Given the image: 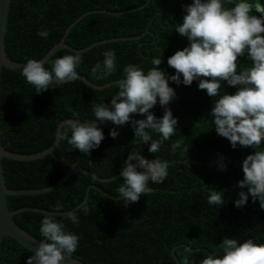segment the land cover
I'll return each instance as SVG.
<instances>
[{
    "label": "trees",
    "instance_id": "obj_1",
    "mask_svg": "<svg viewBox=\"0 0 264 264\" xmlns=\"http://www.w3.org/2000/svg\"><path fill=\"white\" fill-rule=\"evenodd\" d=\"M189 3L191 0H11L5 50L15 61L40 59L61 39L68 25L86 12L65 35V43L70 46L83 48L116 37L138 38L104 42L81 53L60 48L43 63L50 69L57 57L78 53L82 58L76 69L78 74L97 85L114 82L101 89L91 88L77 78L36 93L21 71L2 68L1 144L16 153L38 152L53 143L57 124L72 119L74 112L80 120L94 119L93 105L108 103L116 94L118 82L115 81L123 78V69L128 64H137L146 71L153 66L152 59L161 55L158 67L166 75L173 74L175 69L166 61L188 43L174 28L184 14L183 5ZM259 3L264 6V0ZM42 28L49 32L47 38L37 35ZM107 49L115 50V71L108 75L93 73L92 67L103 61L102 53ZM237 63L240 71L251 62L238 57ZM169 84L176 92L168 107L177 118V130L157 153H149L147 145L133 142L129 124L120 126L119 135L113 139L109 129L116 126L107 121L98 124L104 139L88 155L73 149L67 139L60 137L53 154L33 160L2 158L8 188L29 189L52 185L74 167H82L99 177H110L119 173L128 152L141 151L146 158H160L169 163L164 181L149 183L152 191L124 206L123 201L116 199L121 177L99 181L74 172L47 192L8 195L9 209L76 210L79 217L76 224L66 219L67 213L50 215L80 237L71 256L87 264H182L185 255L190 264H199L205 255L216 250L224 237H235L238 242L248 238L264 242V209L259 207V202L249 198L242 207L233 205L240 190L237 181L243 178L241 162L253 149L239 145L232 148L226 138L212 129L208 113L218 97H209L205 90L198 89L197 81L190 86ZM224 89L229 93L236 90L226 84ZM224 89L221 88L220 95ZM150 111L157 117L163 115L158 103ZM65 131L64 125L61 136ZM153 138H159V134L153 133ZM176 141L179 146L173 151L171 145ZM219 157L224 158V170L217 167ZM211 188L223 193L225 203L218 208L207 203ZM44 214L22 210L13 220L34 237L43 239L39 223ZM31 254L14 239L2 238L0 264H25Z\"/></svg>",
    "mask_w": 264,
    "mask_h": 264
},
{
    "label": "clouds",
    "instance_id": "obj_2",
    "mask_svg": "<svg viewBox=\"0 0 264 264\" xmlns=\"http://www.w3.org/2000/svg\"><path fill=\"white\" fill-rule=\"evenodd\" d=\"M183 13L174 31L186 37L188 43L166 61L175 69L174 73L166 75L158 67L161 55L152 59L153 66L146 71L137 64H128L118 81L116 94L108 103L93 105L94 119L80 120L74 112L73 118L65 122L66 131L61 138L88 155L104 139L97 121L107 120L116 126L109 129L113 139L119 135L118 128L129 122L133 142L147 145L149 153H157L177 130V118L168 107L176 92L169 82L190 86L197 81L198 89L205 90L209 97H218L208 113L215 133L226 138L232 148L239 145L253 149L241 162L243 178L237 181L240 190L233 205L242 207L251 198L264 209V6L259 0H191L183 5ZM37 35L47 38L49 32L42 28ZM102 55L103 61H97L91 71L108 75L116 69V53L107 49ZM238 57L249 60L250 66L238 71ZM81 59L78 53L65 54L52 61L50 69L39 60L26 59L21 75L40 93L50 85L76 80ZM225 84L236 90L229 93ZM157 103L163 109L159 117L150 111ZM153 133L159 134V138H153ZM178 146L176 141L171 148L175 151ZM168 167L167 160L146 158L141 151L128 152L119 169L122 182L116 190V199L123 201L124 206L139 201L142 194L152 191L150 182L164 181ZM217 167L225 169L223 157L218 158ZM207 203L217 208L224 204L222 191L211 188ZM66 219L78 223L77 211L67 213ZM39 233L43 239L34 251L30 250L32 254L26 257L25 264H63L78 247L80 237L53 215L42 216ZM182 264H190L186 255ZM199 264H264V242L252 238L238 242L235 237H224Z\"/></svg>",
    "mask_w": 264,
    "mask_h": 264
},
{
    "label": "water",
    "instance_id": "obj_3",
    "mask_svg": "<svg viewBox=\"0 0 264 264\" xmlns=\"http://www.w3.org/2000/svg\"><path fill=\"white\" fill-rule=\"evenodd\" d=\"M10 1L11 0H0V78H1L2 68L22 71V67L25 63V62H19V61L12 60L11 58L8 57L6 50H5V34L7 30V16H8V11H9ZM87 13L88 12L84 14H87ZM84 14L77 17L75 21H73L72 23L68 25L61 39L56 44H54L40 59H38L39 61H41L42 63H45L60 48H67L73 52L81 53L91 48L92 46H95V45H98L104 42L124 40V39H130V38H138L137 36L116 37V38L92 42L91 44L83 48H74L70 46L69 44L65 43V35L69 31V29L74 25V23L80 20L84 16ZM78 79H81L89 87L95 88V89H101L105 86H109L112 83H114V82H109L106 84L97 85V84L90 82L88 79H86L83 75H80V74H78ZM118 81L119 80L115 82H118ZM67 120H70V119L68 118L63 119L57 124L53 143L49 147L41 151H38V152H34L30 154L12 152L10 150H7L1 144V141H0V243L4 236H8L14 239L15 241H17L19 244H21L23 247H25L29 251L30 250L34 251L36 247L38 246V243L41 239L34 237L32 234H30L29 232L21 228L18 224H16V222L13 220V216L22 210H33V211H38V212L45 213V214H62V213L64 214V213H68L71 211L69 210L66 212H57V211L53 212V211H49V210L38 208V207H20V208L11 210L8 207V202H7L8 195L38 194V193L47 192L61 185L74 172L84 173L92 177L93 179L99 180V181H108V180L114 179L119 176V173H117L110 177H99L93 172L86 170L82 167H74V168L68 169L62 175V177L52 185H48V186L40 187V188H29V189L8 188L5 182L4 174H3L2 158H8V159H14V160H33V159H38L48 154H53V151L55 150V148L57 147L60 141L62 128L65 125V122ZM104 122H107V120H105ZM96 123L101 124L100 121H97ZM126 124L130 125V123L125 122L124 125ZM63 264H87V263L70 255L65 258Z\"/></svg>",
    "mask_w": 264,
    "mask_h": 264
}]
</instances>
